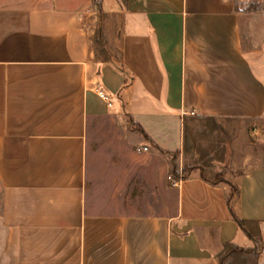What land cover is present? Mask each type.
Instances as JSON below:
<instances>
[{
  "label": "crops",
  "instance_id": "crops-1",
  "mask_svg": "<svg viewBox=\"0 0 264 264\" xmlns=\"http://www.w3.org/2000/svg\"><path fill=\"white\" fill-rule=\"evenodd\" d=\"M48 2L0 5V264H218L226 243L253 247L230 216L232 187L235 215L258 223L254 264H264V166L237 173L233 160L216 170L229 184L211 185L200 167L182 178L178 165L189 121L264 115V81L242 50L232 4ZM96 33L112 34L118 60L98 61ZM115 115L162 161L154 192L171 171L163 156L179 153L181 180L160 213L132 211L129 172L88 152L89 121Z\"/></svg>",
  "mask_w": 264,
  "mask_h": 264
},
{
  "label": "rangeland",
  "instance_id": "rangeland-1",
  "mask_svg": "<svg viewBox=\"0 0 264 264\" xmlns=\"http://www.w3.org/2000/svg\"><path fill=\"white\" fill-rule=\"evenodd\" d=\"M48 1L52 0H5L0 1V5L39 8L47 5ZM228 1L238 16L242 50L264 81V0ZM113 24L111 27L114 30ZM111 37L112 34L102 35V49L109 58L118 60L119 44L112 42ZM97 59L101 61L105 58L100 55ZM87 132L88 152L96 154L101 166L116 173L129 172L131 186L127 194L130 197L128 199L126 194L128 201L125 203L131 205L132 211L134 208H149L160 213L163 211L161 207L164 209L167 203L174 202L171 171L164 174L163 186H156L154 192V174L151 172L157 170L162 161L152 158L154 152L145 142H139L124 116L91 119ZM186 137L183 163L179 159L178 165L200 167L207 177L211 178L217 169L229 165L233 160L238 163L235 168L237 173L264 166V115L250 120H192L186 127ZM143 146L147 147V151L142 150ZM163 159L164 165L171 161L167 156H163ZM121 187L120 191L125 193L127 187Z\"/></svg>",
  "mask_w": 264,
  "mask_h": 264
},
{
  "label": "trees",
  "instance_id": "trees-1",
  "mask_svg": "<svg viewBox=\"0 0 264 264\" xmlns=\"http://www.w3.org/2000/svg\"><path fill=\"white\" fill-rule=\"evenodd\" d=\"M94 4L97 6L98 10H99V2L100 0H93ZM94 52L96 53V58L100 55H102L105 60L108 59V56L104 53L103 51V44L101 43L102 41V36L99 33H96L94 35ZM207 121H214V119L212 118H204ZM205 121V120H203ZM130 126L132 128V130L136 131L137 133H139L145 141L150 142V140L148 139V137L146 136V134L144 133V131L141 129L140 126L130 122ZM185 133V131H184ZM186 141H187V137L186 134H184V147L186 146ZM170 156V160H171V173L173 175V178L176 180L179 178V173L177 171V164H176V160L179 156L178 152L169 154ZM194 167H183L182 168V178H185L186 175L190 172V170H192ZM200 175L201 178L206 181L207 183L211 184V185H216L219 183H225V184H229L223 177V173L222 172H214L212 177H207L203 170L200 169ZM238 194V190L234 187H232V192L228 197L227 200V204H228V210L230 213L231 218L233 219V221L236 223V225L238 226V228L248 237V239L253 243V247L250 249H242L239 248L235 245H233L232 243H226L223 245V248L221 250V252L217 255L216 260L218 264H237L238 262L240 263H250V264H254L255 260L257 259L258 255L260 254L261 250H262V243H261V238H260V233H259V228H258V223L254 222V221H245V220H241L239 219L232 207H231V201L233 200V198L235 197V195Z\"/></svg>",
  "mask_w": 264,
  "mask_h": 264
},
{
  "label": "built area",
  "instance_id": "built-area-1",
  "mask_svg": "<svg viewBox=\"0 0 264 264\" xmlns=\"http://www.w3.org/2000/svg\"><path fill=\"white\" fill-rule=\"evenodd\" d=\"M98 96H99L100 99H102L103 101H105L107 103V106H109V107L111 106V103L109 101V98L104 93L98 92ZM142 150L143 151H147L146 148H143ZM170 180H171L172 185L174 187H177V185L180 183V180L181 179L179 178V179L175 180L174 178L173 179L170 178Z\"/></svg>",
  "mask_w": 264,
  "mask_h": 264
}]
</instances>
